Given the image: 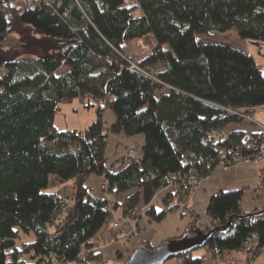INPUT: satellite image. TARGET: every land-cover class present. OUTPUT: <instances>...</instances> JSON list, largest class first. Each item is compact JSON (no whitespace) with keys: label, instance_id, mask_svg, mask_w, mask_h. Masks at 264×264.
<instances>
[{"label":"trees","instance_id":"obj_1","mask_svg":"<svg viewBox=\"0 0 264 264\" xmlns=\"http://www.w3.org/2000/svg\"><path fill=\"white\" fill-rule=\"evenodd\" d=\"M26 1L18 7L0 0V45L11 32L20 35L18 47L34 34L53 40L43 43L44 56L26 54L0 67V264H106L92 240L114 211L137 226L140 217L189 214L182 203L190 192L172 187L153 203L159 189L169 178L183 181L191 163L201 179L211 175L223 150L241 146L244 130L221 132L264 106V68L240 48L197 35L235 29L264 43V0ZM147 36L156 44L132 67L135 58L122 45ZM77 98L97 108L96 120L80 131L60 130V105ZM107 112L116 118L110 133L146 138L141 157L121 167L107 162ZM93 174L103 178L104 196L87 186ZM259 176L264 186V169ZM72 180L78 200L65 215L63 191ZM244 192L224 190L209 200L214 224L202 229L212 232L204 248L219 264H250L264 249V212H244ZM252 233L257 243L247 244ZM140 246L156 247L151 239ZM181 257L201 264L206 256Z\"/></svg>","mask_w":264,"mask_h":264},{"label":"crops","instance_id":"obj_2","mask_svg":"<svg viewBox=\"0 0 264 264\" xmlns=\"http://www.w3.org/2000/svg\"><path fill=\"white\" fill-rule=\"evenodd\" d=\"M264 106L257 108L253 115L255 119L260 122L263 120L258 119V115L263 116ZM105 129L110 133V127L112 123L116 121L115 114L113 112L105 113ZM233 129L254 131L255 124H251L248 120L243 119L241 123H232L226 129L227 132ZM109 144L107 147V162L109 165H115L121 167L125 163V158L131 149L138 150V153L134 155V159L141 157L142 147L145 144L146 138L144 135H134V137H128L125 133H110ZM264 169V157L255 160L238 161L234 164H221L216 167L208 177L202 178L200 184L195 185L191 192L186 197L187 206H189V214L181 215L180 211L177 213H171L167 218L160 222L148 221L145 217H140L138 220V226L140 231L137 235L132 237L128 242H122L115 239L107 244H97L99 250L103 253V260L107 263L108 260L114 259L124 261L137 249L139 244L144 239H151V243L154 246L159 245L162 241L171 239L172 237H180L183 233L193 225L191 222L194 220L197 227L203 229L204 227H213V220L208 215L207 207L209 200L216 193L224 190H235L237 188H245L242 201V210L244 212H252L264 207V186L260 185V172ZM91 193L94 195L104 196V182L103 178L98 174H93L87 181ZM129 191L119 196V201H123ZM162 193L156 196L153 203H156L161 197ZM144 207V206H143ZM119 210L113 212V215L118 213ZM131 221L129 219H125ZM120 254L121 258L116 257ZM199 256H206L205 261L201 264H219L213 259V256L206 248L202 247L196 251ZM192 252V256H193ZM164 264H183L182 257H173ZM250 264H264V249L260 252V255L252 261Z\"/></svg>","mask_w":264,"mask_h":264},{"label":"rangeland","instance_id":"obj_3","mask_svg":"<svg viewBox=\"0 0 264 264\" xmlns=\"http://www.w3.org/2000/svg\"><path fill=\"white\" fill-rule=\"evenodd\" d=\"M11 3L15 4L16 6H26L25 2L23 0H11ZM142 12V9L138 8L135 10L136 15H140ZM53 40L50 37L42 36L39 34H34L33 39L29 40L28 43L24 42L22 47H18L20 44V35L16 32H11L9 35H7V38L4 39L2 45H0V67L3 69V65L5 62H10L11 60L15 59H22L26 54L34 55V56H44V54L48 53L49 47H47L43 43L48 42V40ZM197 38L200 42L206 43V42H213V43H224L229 44L233 47L240 48L243 51L247 52L248 54H252L259 66L261 68H264V43L256 44L252 40H245L241 37L237 36L236 30L231 29L226 33H217L213 36L208 35H197ZM156 40H154L153 36H147L141 40H130L126 41L122 47L124 49V52L127 53L129 56H133V58L142 59L146 55H149L152 52V48L155 46ZM88 104V100L83 101L81 98L74 99L73 101H68L65 103H62L60 105V109L57 112V115L55 117L56 121V127L60 130H83L90 126L91 123H93L96 120L97 117V111L94 105L90 107H86ZM260 111H264V108ZM260 120H263V116L258 115L257 117ZM264 123V122H263ZM74 180L68 183L69 186L65 188L63 191V194H65V198L67 199L65 215L68 214L70 210H73V206L76 204L78 200L77 196V189L74 185ZM53 187H50L46 189V191L52 190ZM105 195V194H104ZM70 208V210L68 209ZM173 211V210H172ZM119 216L118 213L113 215L114 217L108 221L104 228L99 231L96 236L93 238V243L97 246L107 244V242H111L114 240L116 231L109 227V223L113 220H124L126 222L131 223L130 221L125 220L123 218L122 210H119ZM64 219V218H63ZM131 221H134L132 219ZM49 229L51 231H55V226H50ZM26 238H24L26 241H31L35 239V235L32 233L30 235L24 234ZM199 249H195L193 251V256H199L196 251ZM118 256V257H117ZM117 259L121 258L119 253L116 255ZM110 259L106 264H121L122 261ZM76 264V263H75ZM78 264V263H77Z\"/></svg>","mask_w":264,"mask_h":264},{"label":"built area","instance_id":"obj_4","mask_svg":"<svg viewBox=\"0 0 264 264\" xmlns=\"http://www.w3.org/2000/svg\"><path fill=\"white\" fill-rule=\"evenodd\" d=\"M41 0H27V4L31 6L34 3H40ZM141 59H131L132 67H137V61ZM244 119L248 120L251 124H255L254 131H245L241 140V146L238 149H230V150H223L220 153L221 164L226 162H237V161H244V160H252L251 158L261 159L264 157V123L255 119L254 116L251 115H243ZM222 131V130H221ZM223 135H227V131L223 130L221 132ZM216 138L219 136L216 132H213ZM244 152L247 154L244 155ZM138 153V150L131 149L128 155L125 158V161H129L134 159V155ZM208 177V176H207ZM168 182L163 185L158 191L159 193H165L170 190V188H175L181 190L185 193L191 192V188L194 185L200 184L202 179L200 178L199 171L193 163L189 168L188 173L185 175L183 181H177L174 178H169ZM184 205V203H182ZM170 207L172 210L176 207V202L170 201ZM109 227L113 228L116 231L115 240L128 242L133 236L139 233V226H137V221L129 223L124 220H113L109 223ZM258 234L252 233L246 240L247 244H256L258 240ZM94 251L99 250L98 247L93 248ZM57 264H61V262H57Z\"/></svg>","mask_w":264,"mask_h":264},{"label":"water","instance_id":"obj_5","mask_svg":"<svg viewBox=\"0 0 264 264\" xmlns=\"http://www.w3.org/2000/svg\"><path fill=\"white\" fill-rule=\"evenodd\" d=\"M260 212H264V207ZM228 225L223 230H226ZM211 235V231H203L193 224L183 233L182 237L164 240L155 249L150 250L140 246L130 255L129 261L124 264H164L173 257H181L183 254L192 253L195 249L204 247Z\"/></svg>","mask_w":264,"mask_h":264},{"label":"flooded vegetation","instance_id":"obj_6","mask_svg":"<svg viewBox=\"0 0 264 264\" xmlns=\"http://www.w3.org/2000/svg\"><path fill=\"white\" fill-rule=\"evenodd\" d=\"M122 263V262H121Z\"/></svg>","mask_w":264,"mask_h":264}]
</instances>
